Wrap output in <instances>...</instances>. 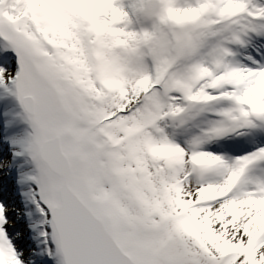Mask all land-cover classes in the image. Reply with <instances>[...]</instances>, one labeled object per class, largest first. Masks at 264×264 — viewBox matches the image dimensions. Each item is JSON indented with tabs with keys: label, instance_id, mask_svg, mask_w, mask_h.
Instances as JSON below:
<instances>
[{
	"label": "snow or ice",
	"instance_id": "obj_1",
	"mask_svg": "<svg viewBox=\"0 0 264 264\" xmlns=\"http://www.w3.org/2000/svg\"><path fill=\"white\" fill-rule=\"evenodd\" d=\"M0 264H264V0H0Z\"/></svg>",
	"mask_w": 264,
	"mask_h": 264
}]
</instances>
